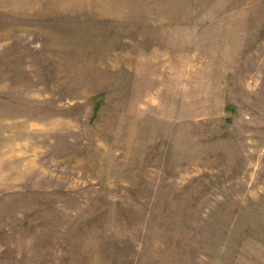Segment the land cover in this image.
I'll use <instances>...</instances> for the list:
<instances>
[{"label":"rangeland","instance_id":"obj_1","mask_svg":"<svg viewBox=\"0 0 264 264\" xmlns=\"http://www.w3.org/2000/svg\"><path fill=\"white\" fill-rule=\"evenodd\" d=\"M0 264H264V0H0Z\"/></svg>","mask_w":264,"mask_h":264}]
</instances>
